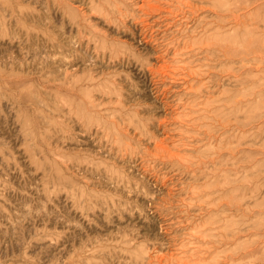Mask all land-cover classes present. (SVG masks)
<instances>
[{
	"label": "rangeland",
	"instance_id": "1",
	"mask_svg": "<svg viewBox=\"0 0 264 264\" xmlns=\"http://www.w3.org/2000/svg\"><path fill=\"white\" fill-rule=\"evenodd\" d=\"M0 264H264V0H0Z\"/></svg>",
	"mask_w": 264,
	"mask_h": 264
}]
</instances>
